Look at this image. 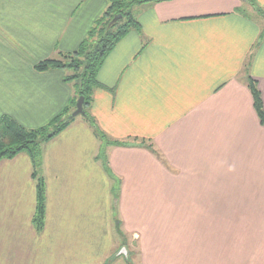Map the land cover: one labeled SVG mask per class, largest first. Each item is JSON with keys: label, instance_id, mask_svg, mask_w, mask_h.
I'll return each mask as SVG.
<instances>
[{"label": "crops", "instance_id": "1", "mask_svg": "<svg viewBox=\"0 0 264 264\" xmlns=\"http://www.w3.org/2000/svg\"><path fill=\"white\" fill-rule=\"evenodd\" d=\"M252 1L261 13L242 0L138 6L139 30L128 31L106 55L97 72L103 87L89 106L99 129L126 144L102 147L83 116L42 143V230L52 216L62 219L64 231L88 224L81 214L98 223L101 190L107 221L115 218L109 209H119L116 225L140 241L147 264H201L210 208L237 218L232 231L214 229L216 240L233 246L264 240V125L247 85L248 79L256 85L264 111V0ZM107 5L0 0V116L37 128L70 103L68 70L35 65L74 51ZM31 174L26 153L0 160V246L5 224L13 233L15 219L33 223Z\"/></svg>", "mask_w": 264, "mask_h": 264}, {"label": "rangeland", "instance_id": "2", "mask_svg": "<svg viewBox=\"0 0 264 264\" xmlns=\"http://www.w3.org/2000/svg\"><path fill=\"white\" fill-rule=\"evenodd\" d=\"M245 3L252 6L249 2ZM138 6L135 5L131 9L134 15L139 10ZM99 140L101 143L102 140ZM101 157L100 155L102 162ZM116 188L114 185V190ZM103 193L101 190L98 192V196L102 198L98 207V223L90 221V214H81L78 216L80 219H84L86 216L90 217L87 218L89 219L88 224L72 223L73 230H69L66 225V231L63 230L62 225V230L59 229L62 219L56 218V216L50 218L47 231L37 230L34 223H30L29 225L32 226H29L21 219H19L20 221L15 219L12 223L13 233H11L5 229L10 225L5 224L3 232H1L2 260H0V264H147V260L142 255L145 250L140 247V241L133 239L132 234H128L123 224L116 225L120 220L119 209H109V215H113L115 218L113 224L111 218L109 222L107 221V208L104 205ZM116 194L114 191V196ZM23 210L19 211L18 217L23 218ZM222 210L220 209V212ZM208 211H210L209 216L211 217L206 218V231L210 227V233L206 234L208 239L204 248L201 249L202 255L198 259L201 264H230V261L235 262L237 258L240 260L234 264H264V240H242L237 241L234 246L232 245L233 241L216 240L219 233L212 234L215 232L214 229L222 231L223 234L232 231L234 227L232 223L237 218L232 214L224 217V213H219V209L216 208L206 209V213ZM94 219L95 217H93ZM13 241L18 243V255L12 252L14 250ZM218 245H220L219 249ZM57 257L63 260H58ZM127 259L129 260L127 261Z\"/></svg>", "mask_w": 264, "mask_h": 264}, {"label": "trees", "instance_id": "3", "mask_svg": "<svg viewBox=\"0 0 264 264\" xmlns=\"http://www.w3.org/2000/svg\"><path fill=\"white\" fill-rule=\"evenodd\" d=\"M108 5L102 15L97 18L88 30L77 48L69 53H59L57 57L47 58L35 65L37 71L52 69L68 70L65 82H73L75 95L70 103L46 125L37 128H26L8 115L0 116V160L10 159L24 152L28 154L32 163V178L35 182V211L32 222L37 230H42L45 222V181L41 174V145L58 135L74 118L68 116L75 109L78 97H83V118L93 128V132L102 140L104 146H121L125 142L109 138L97 126L89 112L92 96L97 88L103 86L97 80V72L106 55L113 46L130 30H139L136 16L132 12L135 5H143L167 0H107ZM249 2L258 13L262 10L252 0ZM238 11L241 8L237 9ZM264 37V30L261 34ZM252 95L253 107L262 125H264V111L262 100L256 85L247 80ZM129 259H127L128 261Z\"/></svg>", "mask_w": 264, "mask_h": 264}, {"label": "water", "instance_id": "4", "mask_svg": "<svg viewBox=\"0 0 264 264\" xmlns=\"http://www.w3.org/2000/svg\"><path fill=\"white\" fill-rule=\"evenodd\" d=\"M83 97L80 96L78 97V99L76 100V103H75V109L71 112V114L68 116V119H71V118H75L77 117L78 115H81L83 116L84 115V110H83Z\"/></svg>", "mask_w": 264, "mask_h": 264}]
</instances>
